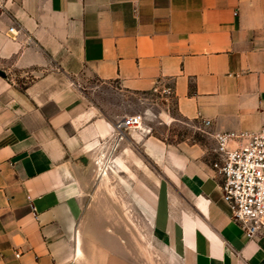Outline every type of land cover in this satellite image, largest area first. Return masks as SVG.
<instances>
[{
  "label": "crops",
  "instance_id": "0c3cea01",
  "mask_svg": "<svg viewBox=\"0 0 264 264\" xmlns=\"http://www.w3.org/2000/svg\"><path fill=\"white\" fill-rule=\"evenodd\" d=\"M92 83L171 87L209 141L119 132ZM263 122L264 0H0V264H264L210 135Z\"/></svg>",
  "mask_w": 264,
  "mask_h": 264
},
{
  "label": "built area",
  "instance_id": "2783aa9c",
  "mask_svg": "<svg viewBox=\"0 0 264 264\" xmlns=\"http://www.w3.org/2000/svg\"><path fill=\"white\" fill-rule=\"evenodd\" d=\"M8 33L14 38L18 31L10 27ZM153 92L169 98L173 88L155 86ZM143 122V114H129L117 120L115 128L122 132L140 128ZM203 123L210 126L211 120ZM210 135L215 142L213 168L221 178L231 219L249 239H255L264 233V122L256 131H215Z\"/></svg>",
  "mask_w": 264,
  "mask_h": 264
},
{
  "label": "rangeland",
  "instance_id": "374dc122",
  "mask_svg": "<svg viewBox=\"0 0 264 264\" xmlns=\"http://www.w3.org/2000/svg\"><path fill=\"white\" fill-rule=\"evenodd\" d=\"M95 84H86L87 92L98 104H112L113 111H120L121 105L133 104L132 111L118 113L119 116L126 114L141 113L144 120L150 125L152 132L164 138L167 142L177 143L180 141H209L208 136L202 131L198 122L179 117L174 111V102L158 93H153L149 100H141L140 96L133 95L125 101L118 97L105 95L102 90L94 89Z\"/></svg>",
  "mask_w": 264,
  "mask_h": 264
}]
</instances>
